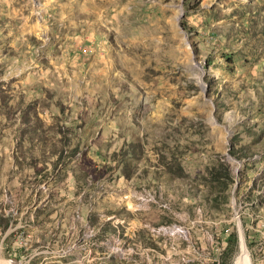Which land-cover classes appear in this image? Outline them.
<instances>
[{
	"label": "rangeland",
	"instance_id": "obj_1",
	"mask_svg": "<svg viewBox=\"0 0 264 264\" xmlns=\"http://www.w3.org/2000/svg\"><path fill=\"white\" fill-rule=\"evenodd\" d=\"M0 264H264V0H0Z\"/></svg>",
	"mask_w": 264,
	"mask_h": 264
}]
</instances>
